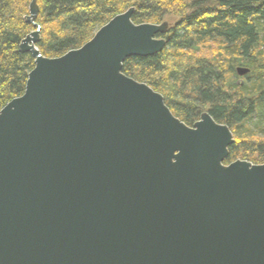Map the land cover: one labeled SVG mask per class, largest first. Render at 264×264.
I'll return each mask as SVG.
<instances>
[{"label":"water","instance_id":"1","mask_svg":"<svg viewBox=\"0 0 264 264\" xmlns=\"http://www.w3.org/2000/svg\"><path fill=\"white\" fill-rule=\"evenodd\" d=\"M39 12L25 94L0 112V264H264V164H226L229 126L209 112L188 126L123 73L173 25L130 8L48 58Z\"/></svg>","mask_w":264,"mask_h":264},{"label":"trees","instance_id":"2","mask_svg":"<svg viewBox=\"0 0 264 264\" xmlns=\"http://www.w3.org/2000/svg\"><path fill=\"white\" fill-rule=\"evenodd\" d=\"M33 0H0V112L25 94L35 68L22 42ZM38 48L59 58L82 48L116 16L135 8V24L172 21L167 48L128 59L123 73L161 93L193 126L205 112L233 131L226 164H264V0H38ZM250 73L240 77L238 68Z\"/></svg>","mask_w":264,"mask_h":264},{"label":"rangeland","instance_id":"3","mask_svg":"<svg viewBox=\"0 0 264 264\" xmlns=\"http://www.w3.org/2000/svg\"><path fill=\"white\" fill-rule=\"evenodd\" d=\"M167 22H169L170 24H172V23H173V22H172V21H170V20H169V21H167Z\"/></svg>","mask_w":264,"mask_h":264}]
</instances>
